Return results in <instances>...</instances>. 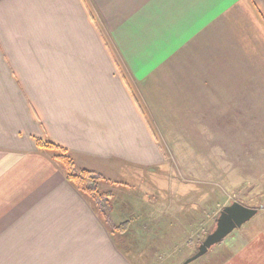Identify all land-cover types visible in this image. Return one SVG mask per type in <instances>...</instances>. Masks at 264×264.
<instances>
[{
	"label": "crops",
	"instance_id": "0c3cea01",
	"mask_svg": "<svg viewBox=\"0 0 264 264\" xmlns=\"http://www.w3.org/2000/svg\"><path fill=\"white\" fill-rule=\"evenodd\" d=\"M169 104L189 122L264 112V0H0V264H135L37 140L140 180ZM214 247L194 263L264 264V221Z\"/></svg>",
	"mask_w": 264,
	"mask_h": 264
},
{
	"label": "rangeland",
	"instance_id": "374dc122",
	"mask_svg": "<svg viewBox=\"0 0 264 264\" xmlns=\"http://www.w3.org/2000/svg\"><path fill=\"white\" fill-rule=\"evenodd\" d=\"M163 109L155 108L159 118L153 125L164 162L135 171L140 180L133 174L104 172V180H113L108 185L114 190L109 220L112 225L129 221L126 234L116 230L115 236L135 264L182 263L214 229L221 209L234 200L259 208L249 222L264 221V112L189 122L173 105ZM177 214L194 232L171 227ZM200 218H205L202 227ZM188 242L193 246L187 247Z\"/></svg>",
	"mask_w": 264,
	"mask_h": 264
},
{
	"label": "trees",
	"instance_id": "16d2710c",
	"mask_svg": "<svg viewBox=\"0 0 264 264\" xmlns=\"http://www.w3.org/2000/svg\"><path fill=\"white\" fill-rule=\"evenodd\" d=\"M37 142L39 146L47 147L55 152V159L61 164L67 179L95 204L99 214L107 225H109L111 232L115 233L117 230L118 232L126 233L128 226H130L129 221L124 223L121 222L122 224L120 223L118 225L109 224V211L111 205L107 196H109L110 193L105 194L99 189L100 182L105 179L104 176L85 168L78 169L70 152L64 147L51 141H44L41 139H38Z\"/></svg>",
	"mask_w": 264,
	"mask_h": 264
},
{
	"label": "water",
	"instance_id": "95a60500",
	"mask_svg": "<svg viewBox=\"0 0 264 264\" xmlns=\"http://www.w3.org/2000/svg\"><path fill=\"white\" fill-rule=\"evenodd\" d=\"M258 212L259 208L245 205L237 200L225 205L219 212L214 229L199 244L194 255L188 257L180 264H190L201 258L234 230L249 222Z\"/></svg>",
	"mask_w": 264,
	"mask_h": 264
}]
</instances>
